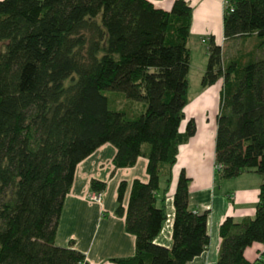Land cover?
<instances>
[{
  "label": "trees",
  "instance_id": "1",
  "mask_svg": "<svg viewBox=\"0 0 264 264\" xmlns=\"http://www.w3.org/2000/svg\"><path fill=\"white\" fill-rule=\"evenodd\" d=\"M226 41L257 38L264 48V0H226ZM233 9V11H231ZM193 8L175 0L167 11L150 0L0 1V264H89L56 235L77 165L102 145L117 149L115 168L148 159V182L119 185L116 214L136 238L133 256L118 264H188L210 244L208 212L190 206L182 170L174 193L170 248L156 243L168 219L167 195L179 148L193 137L188 120L189 46ZM223 79L217 117L216 164L231 179L263 178L253 218L220 226L218 264H252L245 251L264 243V56L224 60L209 39L202 88ZM106 90L140 103L111 107ZM105 182L91 189L103 192Z\"/></svg>",
  "mask_w": 264,
  "mask_h": 264
},
{
  "label": "crops",
  "instance_id": "2",
  "mask_svg": "<svg viewBox=\"0 0 264 264\" xmlns=\"http://www.w3.org/2000/svg\"><path fill=\"white\" fill-rule=\"evenodd\" d=\"M150 1L157 8L169 11L175 0ZM188 2L193 8L189 41L192 65L194 48L200 46L202 39L207 40L206 43L209 44L210 37L214 36L216 43L223 47L228 42L224 37L226 0H188ZM192 41H194L193 46ZM218 83L219 81L216 84ZM216 84L202 88L200 96ZM220 92L221 89L219 106L213 109L208 106H188L189 104L185 107V119L181 124V131H185L187 122L191 118L196 120L197 130L195 135L179 148L177 162L172 168V183L166 200L168 219L156 240V243L162 246L168 248L172 246L174 193L179 175L185 170L190 178V206L196 212H208L210 235L208 248L188 264H218L221 224L227 217L239 221L255 216L263 181L262 176L254 171H245L235 178L224 179L216 169ZM116 152L115 146L107 143L77 165L74 182L66 196L60 218L56 244L60 247L73 244L85 254L89 264H118L112 259L130 257L136 251V238L126 231L125 216L121 217L115 211L121 182L128 183L123 204L125 209L129 202L132 182L135 179L148 182V159L139 157L132 167L115 168L113 159ZM93 180L107 184L106 189L101 192L100 203L91 200V196L96 193L91 189ZM262 245L263 243H255L246 249L245 257L252 264H256Z\"/></svg>",
  "mask_w": 264,
  "mask_h": 264
},
{
  "label": "rangeland",
  "instance_id": "3",
  "mask_svg": "<svg viewBox=\"0 0 264 264\" xmlns=\"http://www.w3.org/2000/svg\"><path fill=\"white\" fill-rule=\"evenodd\" d=\"M227 8V4H226ZM226 10V9H225ZM202 39V43L197 48H194L193 58L191 70L189 73V96L190 103L189 105L198 99L201 94V81L202 77L206 71L208 59H209V44L206 43L207 40ZM192 46L194 45V41L191 42ZM224 51V60L227 62L229 59L236 58L238 56H242L244 60L247 59V56L255 55L256 58H260L264 56V48L257 49V38L256 37H245L240 39H234L226 42L223 47ZM220 89L223 88V79L219 80ZM105 94L111 98L112 103L110 104L114 109L124 108L131 113H137L139 111L140 103H136L132 101L121 92H116L112 90H106ZM203 95V94H202Z\"/></svg>",
  "mask_w": 264,
  "mask_h": 264
},
{
  "label": "bare ground",
  "instance_id": "4",
  "mask_svg": "<svg viewBox=\"0 0 264 264\" xmlns=\"http://www.w3.org/2000/svg\"><path fill=\"white\" fill-rule=\"evenodd\" d=\"M220 83L209 89L206 93L198 97L196 101H193L188 106H208L210 109L219 106V90Z\"/></svg>",
  "mask_w": 264,
  "mask_h": 264
},
{
  "label": "built area",
  "instance_id": "5",
  "mask_svg": "<svg viewBox=\"0 0 264 264\" xmlns=\"http://www.w3.org/2000/svg\"><path fill=\"white\" fill-rule=\"evenodd\" d=\"M231 11H233V9H231ZM216 169L219 171L222 169V166L216 164ZM101 199H102V193L101 192H96L93 196H91V200L98 202V203L101 202ZM262 263H264V243L258 252L256 264H262Z\"/></svg>",
  "mask_w": 264,
  "mask_h": 264
}]
</instances>
